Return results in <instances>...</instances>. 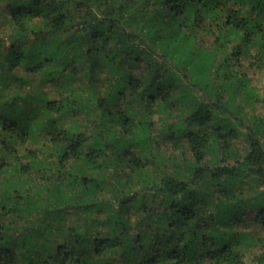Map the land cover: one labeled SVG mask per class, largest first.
<instances>
[{
    "label": "clouds",
    "instance_id": "9594fccd",
    "mask_svg": "<svg viewBox=\"0 0 264 264\" xmlns=\"http://www.w3.org/2000/svg\"><path fill=\"white\" fill-rule=\"evenodd\" d=\"M216 3L0 0V264H264V18Z\"/></svg>",
    "mask_w": 264,
    "mask_h": 264
},
{
    "label": "trees",
    "instance_id": "16d2710c",
    "mask_svg": "<svg viewBox=\"0 0 264 264\" xmlns=\"http://www.w3.org/2000/svg\"><path fill=\"white\" fill-rule=\"evenodd\" d=\"M203 2V6L210 9V10H214V6L215 7H219V4L216 3V0H202ZM236 3L242 4V5H251L252 7V11L255 12L258 17L260 18H264V0H235ZM121 11H123V9H121ZM59 15L63 16V13H59ZM163 15V14H160ZM197 19H199V17H197ZM160 23H163V21L161 20ZM227 23L229 24H234L236 25L237 28H243V29H247L248 28V23L242 19L239 15L238 12L234 11V10H229L228 12V21ZM169 27H171V21L168 25ZM64 27V22L63 21H56V28L54 29V31H60L62 28ZM97 40H103V43L100 44L97 48V50H102V49H106L107 48V43H108V38L105 36H101V35H97L95 37ZM45 43H47V41H44ZM262 47H264V45H262ZM56 51H59V46H57ZM81 54L83 55H88V53L83 52V49H81ZM118 53H114V54H105L104 56V60H106L111 68V71L114 74H123V66L122 63L118 62ZM33 59L30 55H25L23 50H20V55L17 56L15 54H10L7 57L8 60V65H9V71H11L12 69L16 68L21 60H30ZM97 61L93 60V63L95 64ZM27 65H25L26 67ZM66 66V65H65ZM41 101L39 99H34L32 101L33 104H37L40 103ZM28 108V104L25 103V110ZM25 110H21L19 108H9V110L6 112L4 118L5 119H24L26 118L27 112ZM53 123V121L49 120L48 125H44V127H48ZM5 183H7V181H5ZM47 219V218H45ZM39 233H33V235H38ZM26 264H39V260H33L31 258H28L26 260Z\"/></svg>",
    "mask_w": 264,
    "mask_h": 264
}]
</instances>
